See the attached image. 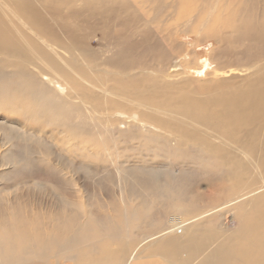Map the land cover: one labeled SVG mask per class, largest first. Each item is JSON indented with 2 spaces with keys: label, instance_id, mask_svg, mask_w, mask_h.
I'll use <instances>...</instances> for the list:
<instances>
[{
  "label": "bare ground",
  "instance_id": "bare-ground-1",
  "mask_svg": "<svg viewBox=\"0 0 264 264\" xmlns=\"http://www.w3.org/2000/svg\"><path fill=\"white\" fill-rule=\"evenodd\" d=\"M0 111V182L20 178L0 187V264H264V0H0ZM107 143L142 159L74 162ZM197 175L218 183L199 214ZM214 215L222 234L195 242Z\"/></svg>",
  "mask_w": 264,
  "mask_h": 264
},
{
  "label": "rangeland",
  "instance_id": "rangeland-1",
  "mask_svg": "<svg viewBox=\"0 0 264 264\" xmlns=\"http://www.w3.org/2000/svg\"><path fill=\"white\" fill-rule=\"evenodd\" d=\"M198 1V0H197ZM133 9L137 12V14L140 16V17H142V18H144V19H147V18H149V15L150 14H148L147 13V10L145 9L144 10V8L143 7H141V6H138V7H133ZM141 11H143V12H141ZM183 11H185V9H183ZM144 12H145V14H144ZM125 14V13H124ZM142 15V16H141ZM202 15V14H201ZM166 16V14H163V15H160L158 18H157V20H155V22H154V24L152 25V28H151V30L153 31V34L157 37V38H160L159 40H161L162 41V43L163 44H165L166 43V41H165V38L167 39L168 37L167 36H169L170 34H171V32H174L173 30H176V27H177V30L179 29V22H175V20H172L169 24H160V22L162 21V19L164 18ZM146 17V18H145ZM152 17V16H151ZM200 18V17H199ZM159 20V21H158ZM175 26V27H174ZM176 37H177V39L178 40H180L181 42H185V41H192L193 40V37H190L189 39H183L182 38V40H181V37H180V35H179V33H178V35H176ZM91 44L93 45V47H95V42L94 41H92L91 42ZM107 45H109L108 43H106ZM153 44V43H152ZM124 45H128V42H125L124 43ZM211 42H209V43H204L202 46H200V47H198V48H196V52H197V54L198 55H201L202 53H206L210 48H211ZM187 47V46H186ZM69 59V61H70V65H71V67L72 68H74L75 67V65H78V64H74L73 63V61H74V59H72V58H68ZM80 65V64H79ZM150 67V66H149ZM149 67H147V68H145V69H143V71L142 72H144L145 74H149V72L151 71V68H149ZM103 74V73H102ZM102 74L100 73V74H90V76L91 77H93V78H97V76L99 77V79H101V83H102V85H95V84H93V85H90L89 83H88V86H86V85H84V87H91L92 88V90H94L95 92H96V94H95V99L97 98V96L98 97H102L103 96V94L104 93H106V92H108V91H110L111 90V85H112V83L110 82V81H106V79H104L103 77H102ZM108 74V73H107ZM90 76H88V77H90ZM88 77H87V79H88ZM84 79V77H82V80ZM85 80V79H84ZM188 83V82H187ZM185 84V83H184ZM196 84L195 83H189V85L187 86L188 88H186V89H192V88H197V86H195ZM100 97V98H101ZM98 103H100L101 104V101H100V99L98 100ZM97 103V106H96V108L97 109H100L101 108V105L100 104H98ZM109 110H115V109H111V108H109ZM6 113H4V112H2V111H0V117H6V118H10L11 116L9 115L8 116V114L7 115H5ZM120 127V126H119ZM99 149H105L106 150V154L108 155V156H105V158H106V160H105V158H102V155H99V154H97L96 156H90V155H88L86 152H84V153H79V154H81L80 156L78 155V153H77V156H79V157H75V160H74V162H76V163H78L79 164V162L81 161V159H82V161L80 162V165L82 164L83 166L84 165H90L92 168H94V169H96V170H98V174L100 175V176H103V175H105L104 177H107L108 175H109V173L110 174H113L114 173V165H113V163H114V161L116 160V158L117 159H120V160H125V161H130V160H132V159H140L141 158V156H139L138 154H137V151H136V149H135V146L134 145H132L131 143H126V144H124V143H119V144H117V147L116 148H114V147H111V145L110 144H108L107 143V145L106 146H104V147H102L101 145L98 147ZM70 156V155H69ZM86 156V157H85ZM108 158V159H107ZM115 159V160H114ZM142 159V158H141ZM84 161V162H83ZM147 162V161H146ZM93 163H94V165H93ZM97 163V164H96ZM149 163V162H148ZM152 163H155V161H153V162H151V163H149V164H152ZM96 164V165H95ZM110 165V166H109ZM102 169H104L103 170V172H101L102 171ZM108 170V171H107ZM187 172H189V171H187ZM105 173V174H104ZM248 173H249V175H250V177L252 178V179H255L254 177L256 176V174H257V172H256V170H250V171H248ZM254 173H255V175H254ZM41 173H32V174H30L29 175V178L30 179H35V178H38V179H41L42 181L43 180H45V183L46 184H48V185H50V186H53L54 188V190H56V191H59V192H61V190H63L62 189V184L61 183H59V182H57V181H54V178H53V176L51 175V173H48V174H46L45 176L43 175V174H41ZM49 175V176H48ZM39 176H41V178L39 177ZM46 179H45V178ZM66 178H64L65 179V181H66V179H67V182H69V175L68 176H65ZM193 177V178H192ZM190 176V178L188 179V180H190V182H189V186H188V189H187V191L184 193V197H186L188 200H191L192 202V204H193V206H190V207H193V208H195V207H200V208H198V211H197V209L195 208V209H193V211H196V212H198V213H196V212H194V213H196V214H199L200 212H201V210H202V208L203 207H201V205L203 206L204 204H205V200L203 199V198H205V197H207V196H209V194L211 193V192H213L214 190L216 191L218 188L216 187L217 185L216 184H218L217 182H215V181H213L212 182V180H209L210 178L209 177H207L208 179H203V176L201 177V176ZM26 178V177H25ZM44 178V179H43ZM59 178H60V176H59ZM198 178V179H197ZM17 180V181H19L20 180V178H14L13 180ZM27 179H28V176H27ZM48 179H49V181H48ZM13 180H11V181H9V182H6V181H4V180H2L1 182H0V187L2 188H0L1 190H5V189H8V188H10L16 181H14L13 182ZM47 180V181H46ZM53 180V181H52ZM198 180V181H197ZM203 180H204V182H203ZM213 180H215V179H213ZM210 182V183H209ZM4 183V184H3ZM206 183V184H205ZM212 183V184H211ZM5 185V186H3V185ZM215 184V185H214ZM7 185V186H6ZM9 185V186H8ZM68 185V184H67ZM209 185V186H208ZM69 186V187H68ZM67 187L68 188H71V187H73V186H71V185H68ZM214 186V187H213ZM253 186V185H252ZM190 187V188H189ZM213 188H215V189H213ZM211 189H213V191L211 190ZM1 190H0V192H1ZM202 190H204L206 193H204V191H202ZM97 191V190H96ZM210 192V193H209ZM207 193H209V194H207ZM190 194V195H189ZM200 195V196H199ZM200 197V198H199ZM79 198H78V196H77V198H74V200H78ZM190 204V203H189ZM195 206V207H194ZM187 207V206H186ZM204 210H206V208L204 207ZM205 212L206 211H203V214H205ZM234 212V211H233ZM195 214V215H196ZM208 217V214L207 215H205L203 218H204V220L206 219ZM210 218H212L213 219V222H208V224L206 223V225H207V227H204V229H203V232H199L196 236H195V242H197V241H199L201 238H202V233L204 234V235H206V236H211V233H213L214 232V234H217V235H219L220 233H219V227L218 226H221V220H220V218H219V216L217 217V215H214V216H210ZM208 219V218H207ZM197 220H199V221H202L203 219H201L200 220V217L197 219ZM197 220H195L194 222L195 223H193L194 224V226L192 225V229L193 228H196V226L198 225V222L199 221H197ZM217 221V222H216ZM227 220H225V222H226ZM228 223L229 224H233V223H231L230 221H228ZM217 226V227H216ZM147 229V228H146ZM199 229H201V228H199ZM147 231H149L148 229H147ZM217 232V233H216ZM222 234V233H221ZM220 234V235H221ZM185 238V237H184ZM184 238H182V239H184ZM220 239H222L221 237L219 238H217L216 239V241H219ZM193 245H195V243L193 242ZM197 249H194L193 250V253H192V256L193 257H191V259L186 263V264H197L199 261H201L202 259H203V255H205L204 254V252L206 251V250H203L204 252H203V254L201 253V251H199V250H197ZM201 254H202V256H201ZM200 255V256H199ZM202 257V258H201ZM194 258V259H193ZM203 261H204V259H203ZM62 264H64V262H62ZM142 264H163V262L158 258V257H146L144 260H143V263Z\"/></svg>",
  "mask_w": 264,
  "mask_h": 264
}]
</instances>
